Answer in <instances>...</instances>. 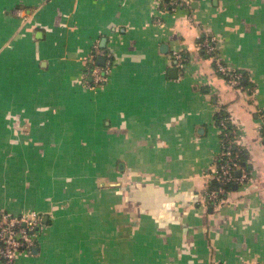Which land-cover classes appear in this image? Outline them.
<instances>
[{"label": "crops", "instance_id": "0c3cea01", "mask_svg": "<svg viewBox=\"0 0 264 264\" xmlns=\"http://www.w3.org/2000/svg\"><path fill=\"white\" fill-rule=\"evenodd\" d=\"M223 117L248 178L215 206ZM0 208L40 216L16 264H264V0H0Z\"/></svg>", "mask_w": 264, "mask_h": 264}, {"label": "built area", "instance_id": "2783aa9c", "mask_svg": "<svg viewBox=\"0 0 264 264\" xmlns=\"http://www.w3.org/2000/svg\"><path fill=\"white\" fill-rule=\"evenodd\" d=\"M198 44L208 54L218 73L226 76L232 85L239 86L241 84V71L230 67L217 55L218 41L215 38H205ZM99 54H102V50L98 44H94L87 56L88 58H86V66L81 75L82 82L87 88L93 89L103 85L109 76L110 58H107L103 64H99L97 62ZM172 58L178 69L184 67L185 57L181 52L174 51ZM218 124L220 127L221 152L213 174L215 186L208 185L204 190V197L215 206H218L224 200L227 184L234 180L242 183L248 178V173L240 161V151L238 149L232 150V147L235 146L234 131L228 128V121L225 117L220 118ZM230 134L232 135L230 136ZM236 170H240L238 176H235ZM39 224L40 216L34 211L15 215L0 208V261L2 264H16V254L18 252L31 253L35 245Z\"/></svg>", "mask_w": 264, "mask_h": 264}, {"label": "trees", "instance_id": "16d2710c", "mask_svg": "<svg viewBox=\"0 0 264 264\" xmlns=\"http://www.w3.org/2000/svg\"><path fill=\"white\" fill-rule=\"evenodd\" d=\"M226 77V76H225ZM223 115V114H222ZM228 128L230 129L231 128V126L229 125V123H228ZM229 133H231V132H229ZM232 134H230V136H231ZM232 150L234 151V150H237V148L235 147V146H233L232 147ZM243 159H244V156H243V151H242V153H240V161H241V164L243 165L244 164V162H243ZM212 187H214L215 185H214V182H211V184H210ZM226 188L227 189H230L231 188V183H229V184H227L226 185Z\"/></svg>", "mask_w": 264, "mask_h": 264}, {"label": "water", "instance_id": "95a60500", "mask_svg": "<svg viewBox=\"0 0 264 264\" xmlns=\"http://www.w3.org/2000/svg\"><path fill=\"white\" fill-rule=\"evenodd\" d=\"M97 61H98L99 63H102V62H103V58H98ZM235 173H236L237 175H239V174H240V170H236ZM39 229H40V228L38 227L37 230H39Z\"/></svg>", "mask_w": 264, "mask_h": 264}, {"label": "rangeland", "instance_id": "374dc122", "mask_svg": "<svg viewBox=\"0 0 264 264\" xmlns=\"http://www.w3.org/2000/svg\"><path fill=\"white\" fill-rule=\"evenodd\" d=\"M18 253H20V252H18ZM18 253L16 254V260H17V257H18Z\"/></svg>", "mask_w": 264, "mask_h": 264}]
</instances>
